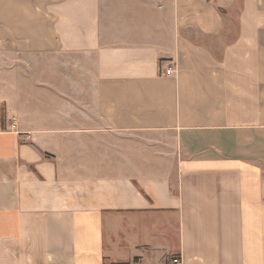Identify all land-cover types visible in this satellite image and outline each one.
Masks as SVG:
<instances>
[{
  "label": "crops",
  "instance_id": "crops-1",
  "mask_svg": "<svg viewBox=\"0 0 264 264\" xmlns=\"http://www.w3.org/2000/svg\"><path fill=\"white\" fill-rule=\"evenodd\" d=\"M173 259L264 264V0H0V264Z\"/></svg>",
  "mask_w": 264,
  "mask_h": 264
},
{
  "label": "built area",
  "instance_id": "built-area-1",
  "mask_svg": "<svg viewBox=\"0 0 264 264\" xmlns=\"http://www.w3.org/2000/svg\"><path fill=\"white\" fill-rule=\"evenodd\" d=\"M173 72V67L172 65H168L166 68L163 69L164 74H170ZM173 262L175 264H180V261L178 259H173Z\"/></svg>",
  "mask_w": 264,
  "mask_h": 264
}]
</instances>
